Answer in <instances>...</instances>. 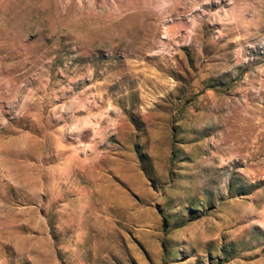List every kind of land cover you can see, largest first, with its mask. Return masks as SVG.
<instances>
[{
    "label": "rangeland",
    "instance_id": "obj_1",
    "mask_svg": "<svg viewBox=\"0 0 264 264\" xmlns=\"http://www.w3.org/2000/svg\"><path fill=\"white\" fill-rule=\"evenodd\" d=\"M0 264H264V0H0Z\"/></svg>",
    "mask_w": 264,
    "mask_h": 264
},
{
    "label": "trees",
    "instance_id": "obj_2",
    "mask_svg": "<svg viewBox=\"0 0 264 264\" xmlns=\"http://www.w3.org/2000/svg\"><path fill=\"white\" fill-rule=\"evenodd\" d=\"M163 219H164V221L166 222V218H165V217H163Z\"/></svg>",
    "mask_w": 264,
    "mask_h": 264
}]
</instances>
